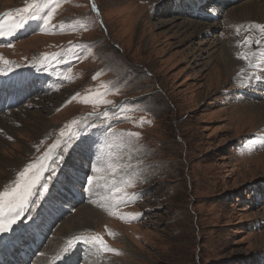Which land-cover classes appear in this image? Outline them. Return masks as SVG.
<instances>
[{
	"label": "rangeland",
	"instance_id": "1",
	"mask_svg": "<svg viewBox=\"0 0 264 264\" xmlns=\"http://www.w3.org/2000/svg\"><path fill=\"white\" fill-rule=\"evenodd\" d=\"M172 1L181 9L187 0H59L50 23H63V30L41 31L43 21L30 19L14 37L0 38V69L19 65L0 76V89L9 85L27 94L31 88L22 103L0 114V125L13 127L10 134L0 126V192L7 187L10 195L17 173L41 156L73 120L83 121L93 111H109L105 123L92 117L88 124L73 125L78 135L67 152L56 150L63 163L41 201L54 204L51 201L61 197L60 204L71 200L70 206L49 222L54 212L46 210L48 218H44L43 206L32 205L13 230L0 234V252L7 248L0 264H33L56 227L69 215L76 218L77 208L86 200L97 217L91 215L86 228L66 234L64 249L75 237L99 235L119 254L95 256L80 242L50 264H83L82 259L95 257L107 264H264V117L254 113L264 103V83L249 75L242 90L236 78L246 63L236 51L230 57L234 67L225 70L217 62L225 11L256 0L228 2L223 9L216 8V0H205L198 5L212 15L203 18L178 15L171 9ZM32 2L0 0V20L15 18L17 9ZM49 10L44 9L43 15ZM191 24H196L199 35L187 27ZM250 31L253 45L258 29ZM78 44L87 47L68 54ZM57 53L61 55L53 58ZM3 60L12 63L5 65ZM257 70L258 76H264V69ZM102 85L109 87L102 99L112 104L85 102L104 91ZM114 105L125 111L114 116ZM39 113L46 124L34 136L27 124ZM121 131L140 135L130 145L121 143L118 135H107ZM106 140L113 144L114 162L131 164L115 178L108 176L109 187L101 195H112L113 179L116 187L130 180L125 191L135 195L117 207L111 201L90 205L95 196L85 191L87 176L105 175L103 170L93 173L91 167L96 163L103 168L108 162L109 149L100 147ZM23 144L31 146L24 156ZM3 160L16 164V170L3 169ZM57 177L64 182L60 196ZM79 194L83 199L78 203L74 199ZM121 214L139 215L121 219ZM33 222L42 239H35L34 231L27 228ZM20 232V240L26 242L7 244ZM28 244L37 248L26 256Z\"/></svg>",
	"mask_w": 264,
	"mask_h": 264
},
{
	"label": "snow or ice",
	"instance_id": "2",
	"mask_svg": "<svg viewBox=\"0 0 264 264\" xmlns=\"http://www.w3.org/2000/svg\"><path fill=\"white\" fill-rule=\"evenodd\" d=\"M59 0H33L32 3L27 4L24 8L17 9V16L12 18L11 20H0V38H10L14 37L17 32L25 27V24L28 20H42L43 25L41 27V31H47L49 28L55 29L59 27L63 30L66 25L63 23L59 25L51 24V19L53 14L56 11L54 5L58 4ZM44 9H50L47 11L46 15H43ZM93 10L95 11V5H93ZM6 16H11L10 13L5 14ZM81 27H86V25H81ZM244 27L243 25L237 26V29ZM248 28H255L260 30L261 37L257 38L254 42L257 46L264 44V25L260 24H249ZM238 45H242L245 49L244 51H240L237 53V58L245 61L247 68L253 69L256 67H260L264 69V53L260 51H252L250 50V45L253 43V39L251 37H245L243 42H237ZM9 46H11L9 44ZM86 45H72V47L68 50V54L74 55L72 49L74 48H84ZM61 55L60 53L53 54V58ZM79 59V57H76ZM43 59L47 60V54L43 57ZM2 60V58H0ZM5 65L11 64V61L3 60ZM59 62V61H57ZM19 67V65H17ZM11 69H9L10 71ZM70 71V69H69ZM246 69L242 68L240 70V74L236 79H239L241 75L245 73ZM68 79L67 76L64 77ZM96 77L94 76L93 79ZM258 83H264V76H256L254 77ZM250 82L249 79L241 80L243 85H247ZM104 91H97L92 100L89 101L88 98H85V102H93V103H104V104H112V101L102 99L104 95L109 91V87L107 85H102ZM78 95V94H77ZM75 98V97H74ZM125 111L123 107L120 105L113 106V115L118 116L119 113ZM92 117H96L101 120L102 123H105L109 117V111L106 109L103 112L93 111L89 113L88 116L83 121L73 120L71 124L67 125V131L62 129L59 133V137L57 140L49 146V148L39 157L35 159V161L27 164L22 171L17 173V177L14 182H12L13 186L11 187L10 195L9 189L6 187L3 192H0V234L7 233L10 230H13V226L21 221V218L29 211L32 206V198L34 196H39L43 198V196L47 193L49 189V184L56 177L57 172L59 170V166L62 165L64 157L57 152V149H62L65 153L68 148L71 146V140L78 135L73 129V125H77L78 123L88 124V121L92 119ZM126 119V117H125ZM144 122L143 118H141V123ZM89 127H95V125H88ZM110 128V125L108 126ZM105 130H102V132ZM108 136L116 137L119 136L121 143L131 144L134 138H137L140 134L137 132H124L120 133L116 132H108ZM97 145L94 144V150ZM101 149L104 147L109 149L108 152V162L102 167H98L96 163L92 164L91 171L93 173H100L102 170L105 175H89L87 176V187L85 191L92 192L95 188L104 187L108 188L109 184L107 183L108 176H115L121 172L122 169H127L131 167V164H121L117 161L114 162L112 158L111 149L113 144L108 142L107 140L103 145H100ZM50 172V175L45 176V173ZM74 180H79L77 177H73ZM93 181H96V184H93ZM100 181H105L104 184H101ZM131 186L130 180H124L121 182L120 187L115 186V180L111 184L112 195L102 197L105 201H111L112 207H117L119 204H125L132 201L135 194H129L125 191L126 187ZM7 196V199L4 197ZM104 204H101V207H104ZM111 214V213H110ZM139 214H121L120 218L124 219L127 216L129 219H136ZM106 231H108L106 229ZM109 235H114L109 231ZM82 242L83 244L89 247V251L93 255H99L103 252H111L114 254H119L117 249L111 248L107 245V243L99 236H78L73 240L68 241V247L62 250L61 257L70 252L76 244Z\"/></svg>",
	"mask_w": 264,
	"mask_h": 264
},
{
	"label": "bare ground",
	"instance_id": "3",
	"mask_svg": "<svg viewBox=\"0 0 264 264\" xmlns=\"http://www.w3.org/2000/svg\"><path fill=\"white\" fill-rule=\"evenodd\" d=\"M203 1H205V0H195V1L187 0V1H185V5L184 6H185V8L186 7H190V6L195 7L196 5H198L199 3L203 2ZM171 3H172L171 4V9L173 11L177 12V10L180 8V7H178L179 4L176 3V2H174V1H172ZM247 4H248V2L247 3H244V4H240L239 6L237 4V5H235L236 7H234V9L232 8V9H229V10L225 11V23L224 24L226 25L225 26V30L226 31L225 30L222 31V34H224V38L221 35V37H222V45L220 47V52L218 54V57H219L220 60L217 61L218 64L220 63L222 65V69L225 68V70H226L228 67L231 68V66L232 67L235 66V65L232 64V61H231V58H230L231 57V54L233 53V51H236V52L243 51V48L241 47V45H238L237 42L238 41L239 42H243L244 39H245V37H251L252 38L253 35L251 34V31H250V29L247 26L249 24H255L254 23L255 21H256V24L264 25V4H261V3L258 4V0L253 1V3H250L248 5ZM253 20H255V21L253 22ZM186 21L188 23H190L189 20H186ZM245 21H248V22H245ZM166 23L167 22H164V25ZM222 24H223V22H222ZM239 25H243L244 27H241L238 30L237 29V26H239ZM187 27H192V28L195 29L193 31L194 32V35H199L201 33L200 30L197 31L198 29H196V24L195 25H192L191 24L190 26L187 25ZM209 28H211V27H209ZM205 34H206V32H205ZM257 38H262L261 37L260 30H258V36H257ZM195 39H198V38H195ZM237 39H239V40L237 41ZM262 49H264V44H261L259 46H257V44H253V45L251 44L250 45V50H252V51L253 50L259 51V50H262ZM242 68L246 69V71H245V73L243 75L240 76L239 79H236V80H237V84L242 88V90H244V88H243L244 85L241 83V80L248 79V76L249 75H251V76L255 75V77L258 76L260 74V72L257 69H261V68L260 67H256V69L255 68L249 69V68H247V66H244ZM254 113L255 114H258L259 113L260 116L262 115V117H264V103H261L260 104V107L256 108V110L254 111ZM37 117H38L37 120H34L32 122L30 121L29 124L26 123L29 126V129L28 130L31 131L32 132V135L34 134V136L40 135L43 132L44 126L46 124V122L44 120V115L43 114H40L39 113V116H37ZM0 126H2V125H0ZM3 128L6 131V133H10V134H11V130L13 129L12 126H8V125H6ZM21 148L23 150V156L26 155V153H28L26 151H31V146L28 145V144L21 145ZM4 160H3V164H2V168L3 169L4 168H6V169L11 168V170L13 169V171L16 170V168H15L16 164L13 165V164L9 163L8 161H4ZM0 162H1V160H0ZM13 171H12V173H13ZM56 183H57L58 189H59L57 191V195L60 196L63 193V191L61 190V187H60V183H64V182L60 178V180L56 181ZM104 183H105V181L102 182V184H104ZM103 189H105V188L103 187ZM94 190L92 192H89L88 191V194L90 196H95L94 199L92 200L93 204H90V205H96L97 203H100V202L103 203V202H105V200L102 199L101 195L104 194L107 190L105 189L104 191H101L100 190V187L98 189H94ZM80 196H81V194H79V196L77 195L75 197L76 199H74V201L75 202H80L83 199ZM62 197H64V196H62ZM60 198H56L54 201H51V202H53L55 204L54 205V204H51L49 201H44V199L41 201V198L39 196L38 197L36 196V198H34L35 201H32V205L40 204V205L43 206V208H44L43 209L44 215L42 217H44V218H48V214L45 213L46 210H48L49 212H54L52 214V216L49 218V222H51V221L55 220L57 218V216L64 214L66 208L68 206H70L69 205L70 203H72L71 200H67V201H64L62 204H60V202H59V199ZM88 203H90V200L89 201L86 200L84 202V205L83 206L80 205L77 208L79 210V212H78L77 215L75 214L76 215V218L73 215H69V217H67V219H65L63 222H61L62 224L60 226L58 225L56 227L55 231L52 233L51 237L48 239V241L44 245V247L42 249L43 250V253L41 254V256L38 259H36L35 262H32L33 264H50L51 262H53L57 258V256L61 254L62 250L64 249V247H65V245L67 243V240L64 239V237L66 236V234H70L74 230H81L84 227L86 228V226H87V223H86L87 222V219H89V217L91 215L94 216V217H97L96 214H98V212L94 211L95 209L93 210V207L92 208L89 207L87 205ZM37 218L38 217H36V219ZM75 220H77V221H75ZM37 222H39V220ZM35 223L36 222H33L32 224H29V226L27 228L30 231H34V233H35V235H34L35 236V239H42V237L38 234L39 229L37 230V226H36ZM41 227H43V226H41ZM20 234H21V232L18 235L13 236V240H12V238H10L11 241L8 242L7 244H9V243H11L13 241H14L13 242V245L15 243H17V242L18 243L19 242H26L25 240H22V239L20 240V236H19ZM32 240H34V239H32ZM33 244H35V243H33ZM27 249H28L29 252L26 254V256H28V254L31 251L34 250V249H32V250L30 249V244H28ZM6 250H7V248L4 251L0 252L1 255L3 253H5ZM76 256L77 255H73L72 257H76ZM82 260H83V264H107V263H104V262H106V260L103 259V258H100V257L99 258L98 257L97 258L95 257L93 260H86V258H84ZM64 263L66 264V262H64Z\"/></svg>",
	"mask_w": 264,
	"mask_h": 264
}]
</instances>
